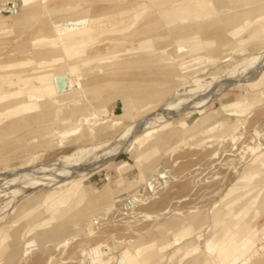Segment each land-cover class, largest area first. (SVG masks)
<instances>
[{"label": "rangeland", "instance_id": "rangeland-1", "mask_svg": "<svg viewBox=\"0 0 264 264\" xmlns=\"http://www.w3.org/2000/svg\"><path fill=\"white\" fill-rule=\"evenodd\" d=\"M22 1L0 0V30L11 28L14 5ZM59 2L35 1L39 4L38 14L29 21V26L23 27L25 32L13 37L3 35L0 77L18 72L4 69L3 63L30 57L26 53L13 54L21 45L45 35L50 37L49 42H58L57 34L64 27L60 23L51 22L57 33L37 31L48 24L47 12L59 10ZM263 21L259 19L252 26ZM223 27L213 25L216 29L224 30ZM227 32L224 30L222 34L226 36ZM251 42L248 39L236 50L217 54L206 53L203 47L201 54H197L194 50L177 51L183 45L172 33L163 32L147 45L174 47L167 58L178 72L168 73V80L137 79L123 90L113 89L121 85L120 80L111 81L103 89H95L88 83L82 85L91 67L68 60L77 70L70 76L81 89H88L89 96L81 97L78 103H54L48 121L36 124L26 121L23 131L0 136V264L5 263L1 249L14 242L20 252H12V264H123L124 256L130 261L134 259L131 264L192 261L221 264L223 258L218 252H210L218 235L213 220L215 212H220L223 220L226 218L222 224L230 226L233 232V223L245 212L250 210L251 217L263 207L262 217L249 233L255 242L254 250L261 254L264 251V86L251 89L244 81L256 79L264 70V45L251 50L248 48ZM45 45L47 41H42L35 47L42 50ZM94 48L90 44L86 53ZM162 50L159 48L154 53ZM126 60L117 54L107 64ZM98 74L87 78L92 80ZM108 74L119 76L128 71L112 67ZM0 90V98L4 100H0L2 114L19 104L39 106L41 103L42 93L37 94L34 87L25 88L11 81L0 84ZM108 92L107 98H90ZM145 92L152 97H146ZM68 108L69 114L58 115ZM205 115H211L217 122L203 133L186 138ZM167 132L170 135L164 136ZM142 173H146L145 181L141 179ZM109 181L121 187L115 192L126 191L124 188L129 183L132 188L112 200L114 208L109 212L90 211L84 219L86 204L77 207V202L86 203L87 196L100 192ZM240 184L245 186L239 187V193L223 200L227 190ZM29 199L37 200L31 209L36 211L30 216H27L30 211L20 214L22 202ZM62 199L67 200L65 207L59 205ZM131 203L130 209L125 207ZM59 209L73 210L69 224L28 249L29 240L58 225V220H49ZM61 214L58 212L57 218ZM173 218L179 224L167 227L173 233L162 238L161 226ZM35 227L36 231L29 235ZM250 229H235V236ZM13 232L14 237L10 238ZM185 232L187 235L181 237ZM3 235L7 238L4 244ZM137 242L140 244L133 250ZM166 243L168 246L160 250ZM174 253L176 257L171 261ZM255 256L251 252L245 259L237 257L230 264H249Z\"/></svg>", "mask_w": 264, "mask_h": 264}, {"label": "bare ground", "instance_id": "bare-ground-1", "mask_svg": "<svg viewBox=\"0 0 264 264\" xmlns=\"http://www.w3.org/2000/svg\"><path fill=\"white\" fill-rule=\"evenodd\" d=\"M35 1L38 0H23L15 3L14 12L11 15V28L0 30V53L3 51L1 48L4 45L1 42L3 35L5 37L6 35H12L13 37L15 34L24 33L25 29L23 27L29 26V21L38 14L39 4H35ZM59 3V10L47 12L48 24L37 31L38 33L50 30L56 32L52 23H60L64 27L57 34L59 37L58 42H49L50 37L45 35L36 39L35 42L31 41L21 45L18 50L13 52L15 56L22 53L29 54L28 59L2 64L5 65L4 69L18 72L13 73V75L9 73L10 75L1 76L0 84H8L14 81V83L25 88L34 87L37 94L42 93L40 94L42 98L39 106L19 104L17 108L7 113H0V117L3 118L2 121L0 120V136H12V134L23 131L27 127L26 121L33 124L48 121L53 115L51 107L54 103H78L81 101V97L89 96L88 89H81L77 81L70 76V73L74 74L77 70L75 64L68 63V60L74 59L82 62L85 67H91L92 70L85 73L86 80L82 85L88 83L89 86L95 89H103L111 81L120 80L121 85H116L113 89L123 90L128 89L131 86L130 83L137 79L168 80L169 78L166 76L168 73L178 72L174 63L167 58L170 56L169 52L174 51V47L172 49L165 46L159 47L163 50L154 53L159 48L147 45L153 38L159 37L163 32L172 33L173 38L183 45V48L179 45L180 48H177V51L194 50V53L197 54H201L199 51L203 47H206L204 52L209 54L236 50L248 39L252 40L248 46L251 50L264 45V21L252 26L259 19L264 20V0H60ZM247 5L248 8H245ZM161 21H164L163 24ZM215 24H222L225 27L224 30H228L225 33L226 36L222 34V31H224L222 28H213ZM65 26L72 28L69 30ZM244 32L247 33L246 36L243 35ZM196 34L201 35L197 36ZM246 38L248 39L246 40ZM42 41H47L48 45H45L42 50H38L35 46ZM92 43L95 48L91 53H86L85 49ZM58 51L62 54L60 55ZM162 53H165V56ZM106 54L109 56L106 57ZM117 54L125 56L128 60L114 65L107 64ZM36 56L40 58L37 59ZM112 67H117L121 71H128V74L112 76L108 74ZM66 68H68L67 71H65ZM150 69H156V72L151 73ZM97 73H99L98 76L92 80L87 78ZM35 83L37 85H33ZM244 83L251 89L264 86V70L256 79L244 81ZM109 92L104 95H91L90 98L99 99L103 96L107 98ZM145 93L147 95L148 92ZM149 94L146 97L151 98L152 95ZM0 100L2 99L0 98ZM225 110L227 109L225 108ZM69 113L68 108L59 111L58 115ZM216 122L217 119L214 120L211 115L200 117L196 125L192 127L193 129L189 130L186 138L203 133ZM167 135H170V133L167 132L164 136ZM180 144H183V142ZM145 175L146 173L141 175L143 181H145ZM150 185L152 187V184ZM240 186H245V184L227 190L223 200L239 193ZM120 188V186L116 187L114 183L109 181L100 192H94L87 196L86 203L85 200L77 202V207L86 204L82 217L85 219L90 211L109 212L112 210L114 208L112 200L129 193L128 191L132 188V185L131 183L127 184L124 188L126 191L115 192ZM36 202L37 200H24L19 213L27 214L30 211L27 214V216H30L36 211V209L31 210ZM66 204V199L59 201L60 206L65 207ZM132 206L131 203L125 207L130 209ZM60 211L62 214L57 218L56 215ZM72 211L68 209L64 211L62 209L55 210L51 214L49 222L58 220V225H54L48 233L29 240L27 248L37 246L49 237L48 234L53 236L58 228L68 225L72 219V215H70ZM249 214L250 210L245 212L240 220L233 223V232L230 226L222 224L226 218L223 220L220 212L217 211L213 215L215 232L218 235L210 248V252H218L219 257L223 258L221 264H230L237 257H239L238 259H245L251 252H254L256 256L249 264H264V251L261 254L255 251V242L249 236V233L263 215V207L258 208L255 215L249 217ZM166 224L161 226L160 229L162 238H167L173 233V230L167 227L175 226L179 222L173 218L167 221ZM238 228L251 229L245 234L235 236V229ZM36 229L37 227L32 228L29 235ZM1 234L2 232H0ZM14 234V232L10 233V238H13ZM186 235L185 232L181 237ZM6 239V236L3 235L2 244L6 243ZM207 239H210L209 234H207ZM139 244L140 242H137L132 249L135 250ZM167 244H163L160 250L165 249L168 246ZM1 252L5 256L4 264H12L10 255L12 252L19 253L20 248L17 242H14L1 249ZM175 254H173L171 261L176 257ZM133 261L124 256L122 263L131 264ZM194 262L192 261L190 264H194Z\"/></svg>", "mask_w": 264, "mask_h": 264}]
</instances>
